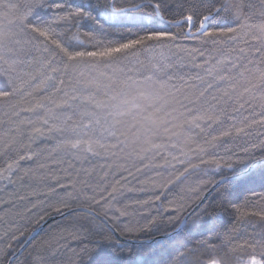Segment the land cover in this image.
<instances>
[{
	"label": "snow or ice",
	"instance_id": "1",
	"mask_svg": "<svg viewBox=\"0 0 264 264\" xmlns=\"http://www.w3.org/2000/svg\"><path fill=\"white\" fill-rule=\"evenodd\" d=\"M43 4L44 0H0V9L15 12L20 24V32L12 41V47L8 48L13 56L11 62L0 53V64L7 65L0 69V104L9 108L11 115L16 117H21L22 113L42 112V127L46 126L49 132L63 133V125L69 120L74 121L70 128L74 138L60 135L51 151L63 150L77 159L88 154L98 156V149L106 151L124 143L120 139L122 133L116 131L119 118L148 121L152 112L165 111L173 120L179 119V126L189 132L193 128L199 129L204 134V145L230 137L233 132L250 136L248 130L253 126L264 127V111L257 114L253 110L250 115L244 116L242 110H245V105L251 104L247 100L234 99L230 91L236 75L251 71L248 64L252 61L246 64L239 58L231 59L224 55V48H219L220 57L209 58L215 59L214 66L207 71L211 79L198 75L196 79L201 82L200 86H195V90L188 94L173 83L169 70L174 64L168 57L153 56L147 63L137 58V53L143 50L152 51L150 46L153 43L164 46L176 44L181 36L204 45L209 42L213 45L223 44L231 52L234 50L231 45L237 42V37L251 35L261 45L256 48L261 65L256 69V79L264 81V23L240 24L239 28L229 26L238 18V13L232 12L230 4L225 2L217 7L216 0H175L174 4L170 0H134L129 7H124L119 0H95L94 3L73 9L66 8L62 3H50L48 8L54 10L53 15L34 23L30 17L37 15L35 10L43 7ZM82 21L88 22L89 26L80 32L84 27ZM173 27L179 28L180 32L172 31ZM74 28L76 32L72 31ZM81 35L90 42V48L85 49L74 43L80 40ZM83 43L80 40V44ZM176 46L179 48L178 44ZM180 50L189 55H204L201 48ZM240 51L243 53L244 49ZM128 57L136 59L143 69H137L141 78L121 74L122 62ZM105 69H110L111 74ZM180 79L183 80V77ZM156 86L165 90L168 98L153 95ZM217 92L220 95L215 94ZM209 95L216 103L208 102ZM141 99L147 101L144 109L138 103ZM261 99L264 100V96ZM221 101L223 106L217 107ZM229 101L232 102L231 113L227 111ZM261 107L264 108V104ZM225 117L235 123L224 128ZM25 121L28 125L33 123L24 117L9 129L15 135L9 137V132H4L0 136V158L4 160V166L0 167V184H4L5 188L13 186L8 193L9 199L0 200V211L7 216V219L0 216V221H3V225H0V242L8 241L5 244L7 251L0 249V253L5 257L12 253L8 264H23L13 248V242L21 252L25 248L36 247L31 240L26 245L21 243L26 229L21 230L19 222L39 226L53 214L66 215L70 220L69 227L64 231L78 242V249L73 253L76 264H264V229L254 231L247 238L239 235V229L235 226L223 233L217 231L218 223L226 215L240 213L236 203L239 198L237 187L254 179L256 168L264 181V154L259 158L251 155V149L256 148L264 153V140L252 144L251 149L242 148L241 153L235 154L234 162L229 159L224 165L228 172L221 173L219 180H208L194 190L195 196L189 198L187 205L191 211L183 219L175 218L172 226L177 235L184 232L188 235L181 240L170 238L167 246H160L162 255L160 249L152 246L156 243L152 233L164 232L167 235L166 228H161L154 219L149 220L147 227L124 223V218L129 215L127 206L124 209L116 207L120 203L118 196L124 194L121 186L123 177L105 186L99 194L93 190V194L82 201L79 194L74 197L73 191H68L70 185L61 183L54 173L51 176L46 173L36 176L32 169H22L21 161L32 160L37 155L33 152L18 154V158L9 155L17 136L24 134L21 125ZM153 125L155 121L145 131H151ZM42 127L34 128L33 132L43 135ZM164 130L168 131L167 128ZM212 132H218V135H212ZM105 133L114 143L104 142ZM153 147L160 145L153 144ZM191 151L197 153L195 158L199 159V164L193 163L192 158L185 161L173 155L172 159L177 160L183 170L178 175L169 174L161 183L154 185L160 193L155 200L159 201L161 194L171 191L177 183H183L190 171L209 163L199 155L207 154L202 144L196 143ZM180 154L188 157L183 151ZM211 162L216 164L218 171L220 163L215 160ZM39 167L43 169L45 165ZM21 172L29 180L35 178L40 182L35 186L29 185L31 191L24 195L20 194L24 187ZM107 176L105 172L101 180H106ZM49 179H54L55 184L46 183ZM17 180L21 181L20 189L15 187ZM208 185L212 186L211 193L202 194ZM71 187L74 189V185ZM58 189L64 190L63 196ZM133 191L135 189L128 188V192ZM30 197H35V200ZM74 204L76 207H73ZM83 214L90 217L88 226L80 223ZM241 215H255L264 220V208ZM140 233L149 234L150 239L142 240ZM64 238L63 234H58L55 243L59 244ZM215 241L220 243L217 245ZM46 247L54 249L55 245L46 242ZM206 249H210L213 256L204 261L198 254ZM244 249L251 252L247 259L239 256L233 258V253ZM51 254L55 255V252ZM29 256L32 264H46L45 257L39 253L35 256L29 253Z\"/></svg>",
	"mask_w": 264,
	"mask_h": 264
},
{
	"label": "trees",
	"instance_id": "2",
	"mask_svg": "<svg viewBox=\"0 0 264 264\" xmlns=\"http://www.w3.org/2000/svg\"><path fill=\"white\" fill-rule=\"evenodd\" d=\"M16 2H21V0H16ZM94 2L95 0H44L43 7L36 9L35 11L37 15L30 17V19L34 23H37L38 20L41 19H49L54 11L49 10L48 4L50 3H62L66 5V8L71 7L75 9L82 5L86 6L89 3ZM132 2H134V0H119L120 5L124 7H129ZM190 2H195V0H190ZM225 2L231 5L233 13H238V18L229 26L239 28L240 24L264 23V15L261 14L264 13V0H216V6L219 7L221 3ZM170 3L174 4L175 0H170ZM81 23L84 27L80 29V32H83L88 28L89 24L86 21H82ZM72 31L76 32L77 29L74 28ZM172 31L180 32V29L173 27ZM19 32L20 24L16 19V13L0 9V53H2L5 56V59L9 60V62H11L13 56L8 52V48L12 47V41ZM181 38L176 44H169L167 46L181 44L182 47L179 48L183 49L201 48L204 51L203 56L193 54V56H197L199 60L205 59L210 61V56L219 58L220 52L218 49L224 48V55H227L231 59L239 58L246 64L249 60L252 61L253 63L248 64L251 71H246L243 75H236L235 79L232 81L233 87L230 91L234 99L238 98L247 100L251 104V106L245 105V110H242L244 116L250 115L253 110L257 114L264 111V108L261 107V104H264V100L261 99L262 96H264V81L256 79V69L261 67L259 62L260 54L257 53L256 48L261 47V45L253 40L251 35L247 37H237V42L231 45L232 49H234L231 52H229L227 46L223 44L213 45L209 42L204 45L200 41L191 39L185 40L183 39V36H181ZM80 40L84 41L82 45L80 44ZM80 40L74 41V43L85 49L91 47L90 42L83 35L80 36ZM155 45H157V43H153L150 47L154 50L153 47ZM167 46L160 45V47L153 52L161 51V47ZM240 49H244L243 53H241ZM148 52L149 51L147 50H143L137 53L139 61L147 63L145 55ZM186 53L188 54V52ZM210 62L214 65L215 59H212ZM122 66V75L127 74L134 78H141L137 71V69L141 70V66L137 64L136 59L128 57L123 60ZM4 67H7V65L0 64V69ZM105 71L111 74L110 69H105ZM169 71L173 77V83L181 87L185 93L191 94V92L195 90L196 84L194 83V73L188 72L186 68L185 70L171 68ZM180 77H183V80H181ZM215 94L220 95L219 92ZM153 95L168 98L165 96V90L160 89L159 86H156L153 90ZM207 99L209 103H216L215 101H212L210 95ZM162 102L163 101L161 100L160 103ZM139 103L142 109L147 105V101L143 99L140 100ZM220 106H223V101H221L220 105H217V107ZM227 111L229 113L232 112L231 101H229L227 105ZM148 112H151V109H148ZM41 113L42 112L22 113L21 117H16L11 115L9 108L0 104V136H2L4 132H9V129L14 126V122H18L24 117L33 121L32 125H28L26 121L21 125L24 134L17 136L16 143L13 145V151L9 155L13 158H18V154H27L29 152L36 153L37 155H34L32 160L21 161V168L32 169L36 173V176L45 173L51 176L54 173L55 176L60 179L61 183L70 185L68 191H73L74 197L79 194L82 201L86 196L92 195L93 190H95V193L99 194L105 186L111 185L112 183H115V180L123 177L124 179L121 180V186L124 194L118 196L120 203H118L116 207L124 209L125 206H127L129 215L124 218V223H128L132 226L147 227L149 220L154 219L161 228L167 229V235L164 232L152 233V236H154L156 240V243L152 246L157 249H160V246H167L170 243V238L181 240L188 235L187 232H184L182 235H177V233L172 230V226L175 223V218L179 217L183 219V217L190 211L191 208L187 207V205L190 203L189 198H194L195 196L194 190L199 186H202L208 180L219 179L221 173L227 174L228 169L224 165L229 159L234 162L236 159L235 154L241 153L242 148L248 147L251 149L252 144H259L261 140H264V127L256 125L248 130L251 133L250 136H244L242 134L236 135L235 132H233V135L230 137H222L210 145H204V134L201 133L199 129L193 128L192 132H189L185 128L179 126L181 123L179 119L173 120L172 117L165 114V111L158 113L152 112L148 121H140L138 118L133 119L131 117L119 118L120 122L116 124L117 132L122 133L120 139L126 141L128 145L127 151L123 153L120 148H115L113 152H108V159L97 160L93 163L87 162L83 166L78 165V170H80L78 171L72 167L66 157L62 156L60 150L55 152L51 151L52 146L47 145L50 138L52 139L51 136H48V139L45 138L46 140H37L39 136L37 133L33 132V129L41 126ZM256 118L259 119V116L257 115ZM124 119L125 121L122 122ZM152 121H155V125H158L159 127L153 125L151 131L146 132L145 129L149 127ZM224 121V128H228L235 123L234 121L228 120L226 117L224 118ZM133 125H135V127H133ZM165 128H167L168 131H165ZM206 131L211 132L210 129H207ZM12 135H15V133L9 132V137ZM212 135H218V132H212ZM9 137H3V139ZM167 143L171 145L176 143L177 148L180 151L188 154L187 160L192 158V162L196 164H199V159L195 158L197 153L191 151V149H195L196 143H200L207 149V154L200 153L199 155L202 156L204 160L209 161V163L201 164L198 169L190 171L186 174V179L183 180V183H177L171 191L161 194V199L157 201L155 200V196L160 193L154 185L161 183L169 174L178 175L183 169L175 168L173 170L171 169L169 172L167 168L163 167L162 162H156L155 159L154 163L150 165V170H144L141 166L144 162L141 161V159L145 158L143 153L151 154L146 155V158L149 156L159 158L150 151V148L153 147V144L163 146ZM0 146H2V140H0ZM127 152H129L128 155ZM262 154L264 153H262L259 148L251 149V155H254L257 158ZM131 155L133 156L131 157ZM213 160L219 162L221 165L218 171L216 170V164L211 162ZM41 164L45 165L43 169H40L39 167ZM2 166H4V160L0 158V167ZM73 172L78 173L79 175L85 174L86 177L84 178L87 184H85V182H83V184L74 183L75 178L72 176ZM105 172L108 173V176L106 180L102 181L101 177L104 176ZM129 173H131V175H129ZM20 176L23 177L24 185L23 190L20 191L21 195L31 191L29 185L35 186L40 183L35 178L29 180L27 177H24L23 172L20 173ZM46 183L55 184V180L49 179ZM71 185H74V189ZM210 186L211 185H208L205 191H207ZM12 187L13 186H8L0 191V200L7 201L9 199L8 193L12 191ZM15 187L17 189L21 188L20 180H17ZM41 187H43V185H41ZM129 187L135 189V191L128 192ZM141 188H143L144 191H139ZM58 191L61 196L64 195L63 189H58ZM236 193L239 197L236 203L240 208V213L231 212L226 215L218 223L217 231L223 233L235 226L239 229V235L243 238H247L254 231L259 232L264 229V220H261L259 216L241 215L245 212L251 213L264 208V199H261V197H264V181L260 179L258 168H256L254 179L244 185L238 186ZM97 198H99L98 195ZM30 199L35 200V197H30ZM137 201H140L141 203H137ZM144 201H151V203L145 204L143 203ZM52 202L55 203V200ZM181 205H185V207L182 208ZM73 207H76V205L74 204ZM56 215L60 214H53L49 217ZM0 216H5V213L0 211ZM5 219H7V216H5ZM89 220L90 217L83 214L80 223L88 226ZM19 224L22 226L21 230L26 229L25 236L21 238L22 243L37 225H30L26 221H20ZM69 224L70 220L66 215L51 220L41 232L34 237L35 239L31 240L36 247L25 248L24 251L19 254L20 260L23 264H32L29 253H31L32 256H35L37 253L41 254L45 257L46 264H76V257L73 253L74 250L78 249V242L69 236L68 232L64 231L65 228L69 227ZM0 225H3V221H0ZM58 234H63L65 238L61 240L59 244H56L55 241ZM0 235H2V231H0ZM139 235L142 240L150 239V236L147 233H140ZM130 239L132 238L130 237ZM7 242V240L0 242V249L7 251L5 248ZM46 242L53 243L55 245L54 249L47 248ZM215 243L218 245L220 241H215ZM13 248L15 252L19 248L15 242H13ZM160 250L163 255V250ZM53 251L55 252V255L51 254ZM131 251L135 252V249H132ZM126 252H128L127 249ZM250 254L251 252L249 249H244L237 253H233L232 256L234 259L237 256L247 259ZM198 255L201 260L207 261L212 258L213 253L210 249H206L202 250ZM11 256L12 253H9L7 257L0 253V264H7Z\"/></svg>",
	"mask_w": 264,
	"mask_h": 264
},
{
	"label": "rangeland",
	"instance_id": "3",
	"mask_svg": "<svg viewBox=\"0 0 264 264\" xmlns=\"http://www.w3.org/2000/svg\"><path fill=\"white\" fill-rule=\"evenodd\" d=\"M179 47H182V45L180 44ZM161 49H162L161 51H157L155 53L148 54V58H146L147 61H148V59H151L153 56L159 57V56L163 55L164 57H168L171 60V62L174 64V67H172V68H177L180 70L181 69L185 70V68H186L188 72L194 73V80L196 82V85H198V86H200V84H201V82L196 79V77L198 75L204 76V77H206V79H209V80L211 79V77L207 76V71L209 68L214 66L212 64V62H210L212 59L211 60L209 59L210 60L209 63L206 64L205 59L199 60L197 58V56L189 55V53L187 54L185 51H181L180 48H178L177 46L161 47ZM201 61H204V62H201ZM140 69H141L140 71L143 70L142 68H140ZM139 101H138V103H139ZM41 115H43V113H41ZM121 118H123V117H121ZM123 121H125V119L122 120V122ZM73 122L74 121L69 120L66 125H63L65 131L63 133H56V132H49L46 126L42 127V121H41L40 127H42L43 135L38 134L39 138H37V140L40 141V140L45 139V138L48 139L47 137L51 136L52 139L50 138L49 142H47V145H51L53 147V145L56 143L57 138L60 135H66L68 138H74V134L70 131V128H71V125L73 124ZM116 131H117V125H116ZM105 137H106V140L104 142L114 143V141H112V138L107 136V133H105ZM127 146L128 145H127L126 141H124V143L117 148H120L124 153L125 151H127ZM114 150H115V148H111V147L108 148L106 151L98 149V151H100V155H98V156H92L90 154L82 155L79 159H77L73 155H71V154H69L63 150H60V151H61L62 156L66 157L67 160H69L72 167L75 168L76 170H78L79 169L78 165L83 166L87 162L93 163L94 161H97V160H102V159H106V158L108 159L109 158L108 152H113ZM150 151H152L153 154L155 156H158L159 158L151 157V156L146 158V155H151V154L143 153L144 154L143 156H145V158L141 159V161L144 162L143 164H141V166L144 170L145 169L150 170V165H152V163H154L155 159H156V162H162L163 167L167 168L169 172L171 171V169L173 170L175 168H179V169L182 168L183 169V167L178 163L177 160L172 159V156L175 155L176 157H178L179 160H185V161H187V158H188V157L182 156L180 154L181 151L177 148L176 143L173 145L167 143V144L160 146V147H152V148H150ZM128 154H129V152H127V155ZM132 156L133 155H131V157ZM102 157H104V158H102ZM78 171H80V170H78ZM72 176H74V178H75L74 183H76V184H83V182L86 181L84 178V177H86L85 174L79 175L78 173L73 172ZM4 188H5V185L0 184V191L3 190Z\"/></svg>",
	"mask_w": 264,
	"mask_h": 264
},
{
	"label": "water",
	"instance_id": "4",
	"mask_svg": "<svg viewBox=\"0 0 264 264\" xmlns=\"http://www.w3.org/2000/svg\"><path fill=\"white\" fill-rule=\"evenodd\" d=\"M253 164H255V161H253ZM221 178V177H220ZM219 178V179H220ZM217 179V180H219ZM212 187V186H211ZM211 187L209 188L208 191H206V193L204 195H209V193L211 192ZM187 215V214H186ZM185 215V216H186ZM60 216H62L61 214L60 215H56V216H52V217H49L47 218L44 222H42L41 225L37 226L35 228V231H32L26 238L25 240L22 242V244L26 245L28 243L29 240H32L33 237H35L39 232H41V230L53 219H56V218H59ZM184 218V217H183ZM16 253L19 255L21 253V249L20 247L18 248V250L16 251ZM12 258V256H11ZM10 258V259H11ZM8 264V263H7Z\"/></svg>",
	"mask_w": 264,
	"mask_h": 264
},
{
	"label": "bare ground",
	"instance_id": "5",
	"mask_svg": "<svg viewBox=\"0 0 264 264\" xmlns=\"http://www.w3.org/2000/svg\"><path fill=\"white\" fill-rule=\"evenodd\" d=\"M181 41H182V38H181ZM158 47H160V45L157 44V45H155L153 48H154V50H155V49H157ZM154 50L152 49V51H149V52L145 55V58H148V54H150V53L153 52ZM153 53H154V52H153ZM139 77H140V76H139ZM194 83L196 84V82H194ZM196 86H198V85H196ZM210 187H211V186H210ZM208 190H209V189H208ZM208 190H207V191H208ZM205 193H206V191H205ZM205 193H204V194H205ZM190 211H191V209H190ZM62 216H64V215H62ZM36 227H37V226H36ZM36 227H35V228H36ZM32 231H33V230H32ZM32 231H31V232H32ZM31 232H30V233H31ZM30 233H29V234H30ZM29 234H28V235H29ZM146 240H148V239H146Z\"/></svg>",
	"mask_w": 264,
	"mask_h": 264
}]
</instances>
